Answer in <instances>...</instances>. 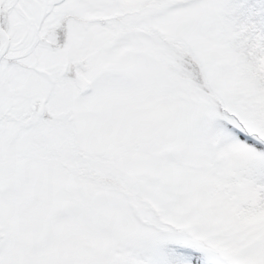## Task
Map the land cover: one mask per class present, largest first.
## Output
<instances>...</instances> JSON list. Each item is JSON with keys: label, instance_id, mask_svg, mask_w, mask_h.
<instances>
[{"label": "snow or ice", "instance_id": "obj_1", "mask_svg": "<svg viewBox=\"0 0 264 264\" xmlns=\"http://www.w3.org/2000/svg\"><path fill=\"white\" fill-rule=\"evenodd\" d=\"M0 264H264V0H0Z\"/></svg>", "mask_w": 264, "mask_h": 264}]
</instances>
